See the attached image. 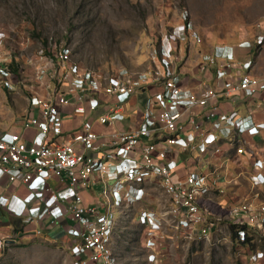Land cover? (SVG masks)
Returning <instances> with one entry per match:
<instances>
[{
	"label": "built area",
	"instance_id": "1",
	"mask_svg": "<svg viewBox=\"0 0 264 264\" xmlns=\"http://www.w3.org/2000/svg\"><path fill=\"white\" fill-rule=\"evenodd\" d=\"M183 21L184 32L200 42L186 15ZM262 40L258 34L253 41L218 45L201 53L200 70L213 66L215 84L200 81L192 86L183 85L174 68L172 43L169 47L162 43L153 57L161 87L147 100L132 129H121L117 123L124 121L125 106L135 94L146 90L149 73L133 78L124 69L109 74L85 69L72 59L69 43L52 38L46 51L31 61V75L15 73L11 60L0 57L1 85L9 92H30L17 127L0 132V250L21 232L2 229L6 217L42 227L47 219L53 224L65 218L72 221L66 233L72 237L73 264H119L114 239L120 207L145 200L152 186L169 198L168 214L177 229L187 227L208 237L216 215L212 203L216 204L213 191L219 175L215 169H195L181 156L192 150L215 155L233 148L245 154L241 135L254 136L264 129V120L256 121L254 114L264 113V77L252 73L251 56ZM258 91H263L262 97L245 117L221 109V100L244 99ZM66 118L71 119L68 127ZM253 165L257 171L250 183L255 187L264 184V162L257 158ZM53 177L60 178L57 188L50 185ZM10 184L23 194L15 190L6 194L3 187ZM94 187L98 196L86 201L83 190ZM257 195L233 205L227 215L232 223L246 224L264 238V202H257ZM166 214L151 208L137 211L150 262L157 260L156 253L167 239ZM238 234L242 240L247 235L243 228ZM250 253L248 264H259L264 256L262 251Z\"/></svg>",
	"mask_w": 264,
	"mask_h": 264
},
{
	"label": "rangeland",
	"instance_id": "2",
	"mask_svg": "<svg viewBox=\"0 0 264 264\" xmlns=\"http://www.w3.org/2000/svg\"><path fill=\"white\" fill-rule=\"evenodd\" d=\"M184 15L200 35V42L182 29ZM258 34L263 35V40L251 53L252 73L264 77V0H0V36L3 38L0 57L11 60L17 74L34 73L31 61L41 50L46 51L51 38L57 43H69L72 59L85 69L101 74L124 69L133 78L149 73L147 97L139 98L145 91L137 93L122 114L130 128L138 124L142 108L161 87L162 82L156 78L157 60L153 57L162 43L168 47L170 43L173 45L174 68L182 84L192 86L203 81L214 85L213 66L200 70L201 53L210 52L218 45L236 46L242 41H253ZM28 92L26 89L8 92L0 82V132L14 129L16 120L27 107ZM262 94L263 91H258L244 101L257 104ZM187 157L189 166L195 161L193 163L202 171L207 169L206 162L211 159L209 154L199 155L196 150ZM59 183L60 178L50 179L53 188ZM3 188L6 194L15 190L12 184ZM259 189L264 193L263 185ZM15 192L23 194L17 189ZM98 192L97 187L83 190L88 200L97 197ZM225 205L223 201L212 203L218 207L214 225L208 237H200L187 227L177 229V223L168 214L169 198L160 187L152 186L145 200L120 207L114 239L118 263L248 264L246 255L250 252L252 255L251 246L232 242V220L227 215L230 209L223 208ZM141 208L167 212L169 222L163 228L167 239L156 253L155 262L148 260L150 251L144 247L143 239L145 228L136 218ZM11 220L22 229L23 221ZM47 220L44 224L49 223ZM66 220L68 225L72 224ZM57 223L61 226L65 221L61 218ZM13 224L6 217L2 229H11ZM28 226L26 231H33V225ZM195 228L199 230L200 224ZM254 237V250L264 254V239L256 233ZM69 244L60 239L51 242L50 238L46 241L45 238L18 237L0 250V264H73ZM259 264H264V256Z\"/></svg>",
	"mask_w": 264,
	"mask_h": 264
},
{
	"label": "crops",
	"instance_id": "3",
	"mask_svg": "<svg viewBox=\"0 0 264 264\" xmlns=\"http://www.w3.org/2000/svg\"><path fill=\"white\" fill-rule=\"evenodd\" d=\"M183 85H189V84H184ZM9 92V91H8ZM147 93L145 92L144 94H140L139 98H142L141 96L144 95L143 99L147 97ZM136 96V94H135ZM134 96V97H135ZM133 97V98H134ZM244 99H237L235 101L233 100H221L220 106L223 111L229 112L232 110L238 111V114L241 117H245L247 114L250 113L251 109L255 107V103ZM243 100V101H242ZM233 103H236V107L233 106ZM240 105V106H239ZM28 106V104H27ZM241 107H243L241 109ZM27 107H25L26 109ZM24 109V110H25ZM256 116V121H263L264 120V113L261 111H256L254 112ZM70 123V120L66 118V124L65 126L68 127ZM126 121L124 120L123 122H118L117 126L119 128H128L132 129L125 124ZM190 126V125H189ZM241 139L243 142H240L239 144H244L245 145V154H238L235 151V148L231 149L228 152H223L220 154H215V155H209L211 157L210 160H207L206 167L209 166L205 171L207 170H216V172L219 175V183L217 186H215V189L213 191V198L216 201H223L226 203L225 207L223 208H230L235 204L241 203L245 198L247 197H253L254 193L258 194L255 200L257 202H264V193L259 189L260 185H257L253 187L250 183V176L255 173L257 170L254 168L253 162L255 159H262L264 162V129H262L258 134L251 136L248 135L247 133H244L241 135ZM238 144V145H239ZM191 151H186L182 154L181 159L182 160H187L188 159V153ZM195 162V161H194ZM232 163L234 165H232ZM183 165V164H181ZM180 165V167H181ZM190 166H195V169H198L194 163H192ZM184 168L183 166L181 169ZM204 169V168H203ZM262 173L264 174V168L262 169ZM264 186V184H261ZM248 186V187H247ZM223 188L224 192L221 193L218 191V188ZM251 192L249 191V189ZM249 191V193H248ZM85 197V195L83 194ZM86 201L88 200L87 197H85ZM93 200V199H92ZM219 204V203H218ZM216 207V206H215ZM218 211V207L216 208L215 213ZM14 218V217H12ZM10 217V222L13 224L14 222L11 220ZM16 219V218H14ZM61 219V218H60ZM59 219V220H60ZM65 221L64 225L58 226L57 222H54L51 224V220L49 219L48 224H38L34 222H29L28 225H33V231L27 232L26 229L29 227L27 224H22V229L17 228V225H14V229L16 231H20L19 237L22 238H30V240L34 238H45L47 241V238H50L51 242H56V239L64 240L65 242L68 241L70 242V238L68 237L66 233V228L68 227L67 220L65 218H62ZM18 220V218H17ZM20 220V219H19ZM18 222L22 220H20ZM48 221V220H47ZM55 225V226H54ZM42 228V232L40 234H37L36 231L39 228ZM50 242V241H48Z\"/></svg>",
	"mask_w": 264,
	"mask_h": 264
},
{
	"label": "trees",
	"instance_id": "4",
	"mask_svg": "<svg viewBox=\"0 0 264 264\" xmlns=\"http://www.w3.org/2000/svg\"><path fill=\"white\" fill-rule=\"evenodd\" d=\"M19 220V219H18ZM232 226V231H233V235H232V242L233 243H240L243 245H248L251 246V250H254V246H255V237L253 232L247 227L246 224H235V223H231ZM245 229L246 231V238L244 240L240 239L238 231L239 229ZM262 239H264L263 237H261Z\"/></svg>",
	"mask_w": 264,
	"mask_h": 264
}]
</instances>
